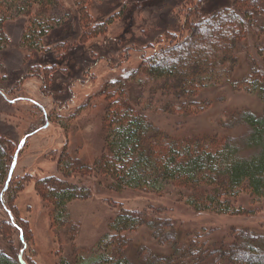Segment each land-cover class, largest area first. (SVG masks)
<instances>
[{
    "label": "trees",
    "instance_id": "16d2710c",
    "mask_svg": "<svg viewBox=\"0 0 264 264\" xmlns=\"http://www.w3.org/2000/svg\"><path fill=\"white\" fill-rule=\"evenodd\" d=\"M59 4L60 0H0V48L9 41L5 30L7 17L1 11L15 9L28 19L21 37L22 47L28 54L45 52V39L56 22L48 12ZM74 4L79 5L76 15L66 27L76 34L78 31L72 28L74 24L80 26L78 38L82 45L109 33L113 19L94 18L84 2ZM126 4L115 18L125 14ZM185 4L187 9L178 10L179 25L165 31L157 41L159 47L153 49L150 43L148 48L152 51L142 52L138 64L102 91L103 124L105 129H112L111 135H106L105 152L93 165H88L66 147L58 160L67 179L95 172L116 192L130 188L174 193L196 210L210 205L214 209L220 207L217 212L234 214L237 211L231 199L237 189L247 188L257 201L264 198V111H235L216 130L198 135L184 136L179 129L213 104L212 98L202 96L203 91L216 88L222 81L226 80L234 90L244 85L247 91L264 99V0H198L196 4L194 0H185ZM130 17L127 15L129 20ZM114 37L120 39L119 35ZM64 44L62 41L57 47ZM134 45L120 47L117 55L127 59ZM239 53H244L247 68L241 69ZM33 67L28 75L39 77L38 64ZM40 79L46 82L45 77ZM50 81L42 85L48 87ZM157 112L174 117L171 130L151 120L149 115ZM12 157V145L0 133L3 207ZM64 178L41 177L35 187L43 201L53 208V225L58 224L54 230L66 227L68 232L69 228L74 232L76 225L68 204L77 198H89L91 189ZM9 197L8 221L0 223V235L7 238L12 224L22 232V242L28 234L27 223L21 224L23 221L15 215L14 194ZM153 206L142 210L122 207L110 220L109 230L100 238L94 257L76 259L73 255L59 264H264L263 232L234 229L229 238H212L211 229L183 234L175 221L166 216V209L154 210ZM143 226L151 232L153 247L139 245L131 257L133 241L129 234ZM72 235L74 240L76 235ZM1 238L0 264H21L18 253L3 248Z\"/></svg>",
    "mask_w": 264,
    "mask_h": 264
},
{
    "label": "rangeland",
    "instance_id": "374dc122",
    "mask_svg": "<svg viewBox=\"0 0 264 264\" xmlns=\"http://www.w3.org/2000/svg\"><path fill=\"white\" fill-rule=\"evenodd\" d=\"M78 1L85 3L92 17L114 20L106 36H95L94 40L82 45L78 38L80 26L74 24L72 29L78 31L76 34L67 29L76 15L79 5L74 3ZM133 1L135 4L130 0H60V4L52 6L48 12L56 22L45 39L47 48L36 54H28L21 45L27 17L15 9L1 11L7 17L5 30L9 41L0 48V133L12 145V158L17 151L18 158L12 181L8 189L3 190L6 208L0 205V223L8 221L9 196L14 194L15 215L23 221L21 224L27 223L28 238L20 242L22 232L12 224L7 238L1 235L0 238L4 249L18 256L22 254L29 264H59L60 260L73 255L76 259L94 257L100 238L109 230L110 220L122 207L142 210L154 205V210L166 209V216L175 221L183 234L211 229L212 238H229L234 229L241 228L264 233V198L255 200L245 187L237 189L232 197L231 203L237 212L231 214L217 212L220 207L214 209L210 205L196 210L174 193L130 188L116 192L108 188L104 178L95 176V172L64 178L65 168L58 157L66 147L88 165H93L105 152L106 135L110 136L112 129H105L103 124L105 100L102 91L121 73L138 64L142 52L150 53V43L153 49L159 47L157 41L165 31L176 29L180 17L178 10L187 9L185 0ZM124 3H127L125 14L115 18ZM127 15L131 16L130 20ZM117 35L121 40L115 39ZM62 41L64 47L58 48L57 44L61 45ZM129 45H134L129 49L131 56L119 57L117 50ZM250 53L253 56L255 50ZM239 57L243 64L241 69L247 68L244 53H239ZM34 63L39 66V77L28 75L33 72ZM41 77H45L46 82ZM49 80V86L44 87L42 82L45 85ZM215 87L203 91L202 95L212 98L213 104L181 126L180 134L212 132L235 111L249 109L257 114L264 111V99L247 91L244 85L234 90L225 80ZM149 116L156 125L171 130L174 117L159 112ZM48 175L79 182L91 189L89 198H77L68 204L71 220L76 225L74 232L70 228L68 232L66 227L58 232L54 230L58 224L53 225L50 213L53 208L43 201L35 187L37 179ZM129 237L133 241L131 257L139 245L153 247L151 232L144 226L130 232Z\"/></svg>",
    "mask_w": 264,
    "mask_h": 264
},
{
    "label": "water",
    "instance_id": "95a60500",
    "mask_svg": "<svg viewBox=\"0 0 264 264\" xmlns=\"http://www.w3.org/2000/svg\"><path fill=\"white\" fill-rule=\"evenodd\" d=\"M21 147V146H20ZM19 147V148H20ZM19 150V149H18ZM17 158H18V151L17 153L15 154L14 156V159L12 161V164H11V167H10V171H9V175H8V179H7V182H6V187L8 186V183L9 181L11 180L12 178V175L14 173V170H15V167H16V164H17ZM19 260L21 262V264H27V262L23 259V256L22 254L19 255Z\"/></svg>",
    "mask_w": 264,
    "mask_h": 264
}]
</instances>
